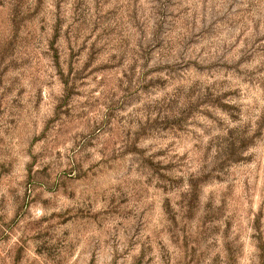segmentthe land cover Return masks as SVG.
Returning a JSON list of instances; mask_svg holds the SVG:
<instances>
[{"label":"rangeland","instance_id":"1","mask_svg":"<svg viewBox=\"0 0 264 264\" xmlns=\"http://www.w3.org/2000/svg\"><path fill=\"white\" fill-rule=\"evenodd\" d=\"M0 264H264V0H0Z\"/></svg>","mask_w":264,"mask_h":264}]
</instances>
